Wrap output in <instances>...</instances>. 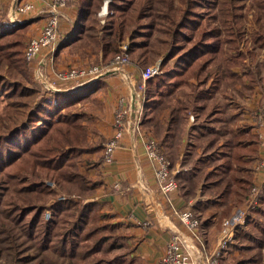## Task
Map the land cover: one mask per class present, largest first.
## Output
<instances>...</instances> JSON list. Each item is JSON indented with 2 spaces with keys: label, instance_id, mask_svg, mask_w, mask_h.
<instances>
[{
  "label": "trees",
  "instance_id": "obj_1",
  "mask_svg": "<svg viewBox=\"0 0 264 264\" xmlns=\"http://www.w3.org/2000/svg\"><path fill=\"white\" fill-rule=\"evenodd\" d=\"M102 1H70L76 5L77 20L73 35L58 49L69 46L73 53L97 52L101 54L100 60L106 62L119 52L120 42L127 39L129 57L139 63L160 57L161 75L148 79L144 85L141 124L152 122L157 104L168 106L170 113L186 114L188 94L182 85L192 77L198 84L211 78V94L222 83L235 89L238 82L241 95L245 89L252 90L256 83L264 87L258 71L243 69L247 54L253 55V48H264V0H250L245 10L237 0H220L219 22L211 12V0H112L107 20L98 34L93 21L87 26L83 19L94 16ZM246 11L255 28L252 37L243 30ZM21 27H12L0 18V111L8 110L6 115L0 114V231L6 232L5 238L14 244L12 260L24 261L53 251L68 256L71 264H120L122 254L108 256L115 244L107 243L104 235H96L105 225H88L92 218L98 217L95 201H85L76 214L72 213L77 216L70 228L61 227L63 220H59L54 230V218L43 216L44 203L55 196L46 178L70 192L73 189L69 186L75 185L79 194L87 197L95 194L97 181L77 169L75 158L103 147L88 138L89 127L83 122L87 118L85 112L75 110L76 104L84 99L83 90L41 95L31 106L22 99L33 94L35 87L29 85L21 51ZM85 44L91 47L75 52ZM224 44L230 53L224 52ZM172 59L170 68L164 69ZM14 107L18 111L12 115ZM19 113L24 116L17 121ZM68 204L73 202L54 200L51 214L56 216L61 206ZM14 226L27 241L33 242L34 255L17 254L16 246L21 243H16ZM52 233L55 240L50 239ZM259 258L246 255L237 264H262Z\"/></svg>",
  "mask_w": 264,
  "mask_h": 264
},
{
  "label": "crops",
  "instance_id": "obj_2",
  "mask_svg": "<svg viewBox=\"0 0 264 264\" xmlns=\"http://www.w3.org/2000/svg\"><path fill=\"white\" fill-rule=\"evenodd\" d=\"M76 10L70 5L64 8L67 20L60 21L61 41L73 35ZM68 20L71 27L66 25ZM32 22L39 30L43 15L37 14ZM68 52L69 46L56 49L54 65L58 70L73 63ZM92 55L101 56L97 52ZM123 71L124 74H109L92 86L75 89L83 90L84 98L99 95L106 101L104 120L95 124L96 131L106 140L113 133L117 99L130 95V88L137 87L140 75L136 64L124 66ZM210 83L211 78L200 84L196 78H189L182 85L188 94L186 114L170 113L168 106L157 104L152 122L141 124L144 130L153 132L169 159L177 182L175 190L164 194L158 189L153 164L146 157L141 141L131 135L120 140L110 163L99 160L88 167L87 174L97 181L91 201L126 232L122 239L128 248L117 253L122 254L120 264H157L174 234L179 235L184 249L198 263L216 246L223 218L243 207L248 185L264 181V143L258 138V132L264 129L257 127L253 119L254 110L264 111V87L256 83L244 96L237 90L238 82L235 89L222 83L211 94ZM59 85L62 89L67 87L64 81ZM177 98L182 99L179 95ZM93 153H84L82 158L92 159ZM184 211H190L192 218L198 220L196 227H188L182 221L180 214ZM246 255L260 256L264 264V188L258 207L246 224L236 230L221 264H237Z\"/></svg>",
  "mask_w": 264,
  "mask_h": 264
},
{
  "label": "built area",
  "instance_id": "obj_3",
  "mask_svg": "<svg viewBox=\"0 0 264 264\" xmlns=\"http://www.w3.org/2000/svg\"><path fill=\"white\" fill-rule=\"evenodd\" d=\"M68 5V0H18L7 11V20L11 24L27 23L38 14L43 15V22L38 32L29 37L23 51L26 62L36 63L34 67V78L40 83L48 93L59 91H69L81 87L92 86L100 78L109 74H124L123 67L130 63L127 52V45L123 44L120 51L106 62L89 63L80 66H70L65 69H57L54 66V53L61 41L59 39V28L61 19H67L64 8ZM37 13V14H35ZM107 7L99 14L100 22L104 21L107 15ZM159 61L150 64L140 71L139 80L141 85L136 84L130 88L129 96H121L113 110L112 128L113 133L102 144L101 163H110L113 159L114 151L119 146L120 140L131 135L141 141L144 153L153 164L154 178L158 189L164 193L177 188V182L171 171V163L162 152L158 141L147 133L141 125L143 114V83L154 75L160 73ZM64 81L66 89L59 85ZM257 127L264 126V111L256 112ZM254 119V115H253ZM259 140L264 143V132H258ZM257 165L255 170L258 169ZM264 181L253 182L247 191V196L243 207L228 217L223 218L221 230L216 246L207 254H204L199 262L191 259L190 254L182 246L179 235H172L168 240L164 252L157 264H221L222 255L227 251L230 242L235 236L238 228L246 224L252 212L258 207L264 188ZM63 200L64 197H59ZM49 211L45 210L44 218H47ZM182 221L188 227H196L198 220L192 218L190 211L180 214Z\"/></svg>",
  "mask_w": 264,
  "mask_h": 264
},
{
  "label": "rangeland",
  "instance_id": "obj_4",
  "mask_svg": "<svg viewBox=\"0 0 264 264\" xmlns=\"http://www.w3.org/2000/svg\"><path fill=\"white\" fill-rule=\"evenodd\" d=\"M18 0H9V2L6 3V0H0V18L1 19H5L7 20V11L9 9V7L13 6ZM71 0H68V5L75 7L76 9V5L75 4H70ZM112 0H108V2H106V6L105 4V0L102 1L101 6L99 7V9L96 11L94 16L86 17L83 19V22L88 26L91 21H93V27H95V30L97 31L98 34L101 33V29L104 26L106 20H107V15L109 14L108 11V5ZM237 2L241 5H244V10L247 9V7H249V3L250 0H237ZM211 9H212V13L214 14L215 18L217 19V21L219 22V18L221 16V10L220 8V0H211ZM105 7H107V15H105L104 21L100 22V19L102 17L99 16V14H102V9H104ZM77 11V10H76ZM247 12V11H246ZM91 19V20H90ZM67 20V19H66ZM213 20V19H212ZM12 27L13 26H22L21 30H23V35H22V43H23V47H22V54L24 51V48L26 46L27 40L29 39L30 36L34 35L36 32V29L38 26H35V24L29 20L27 21V23H20V24H10ZM67 26H70V21L68 20V22H66ZM73 25V23H72ZM243 30L245 31L246 35L248 37H252L253 36V31L255 30V28L252 25V21H251V17L250 14L247 12V16L243 18ZM13 29V28H11ZM38 30V29H37ZM61 33L59 32V39L58 41H60V39L62 37ZM61 43V42H60ZM123 44L127 45V50H128V40L127 39H123L120 44H119V51L121 49V46ZM239 44L241 46H243V41H240ZM86 46H81L77 49V51L75 52H81L82 49H89V47H91L89 44H85ZM225 46L223 47L227 53H230V50L228 48V46L226 44H224ZM252 45V44H250ZM65 47V46H64ZM63 47V48H64ZM253 48V47H252ZM254 53L253 55L247 54V58L245 61V65L243 67V69H254L257 72L258 76H260L263 80H264V48L262 47H258V48H253ZM73 52L70 51V53L68 52L71 64H68L65 67H60L59 69H65L69 66H80V65H85V64H89V63H97L99 62V60L101 58H99L98 56L92 55V53H77V54H72ZM93 54H95V52H93ZM137 54V53H136ZM134 54V55H136ZM24 57V56H23ZM73 57V58H72ZM131 58V61L129 64H136V66L138 67L139 71H141L143 68H145L146 66L153 64L157 61H159L160 63V57H156L153 61L147 62V63H139L138 60H136L135 58ZM60 59V57L58 58ZM25 60V59H24ZM174 59H172L168 65H166V67L164 69L170 68V66L172 65ZM55 62V60H54ZM100 62H104L101 61ZM26 68H27V73L29 76V85H34L35 87V91L33 94H31L30 96H27L26 98H22L23 100H25V102L28 103L29 106H31V104L35 103L38 99H40L41 95H51L50 93H48L46 90H44L43 86L38 83L35 80V76H34V66L36 63H29L26 62ZM58 64V62H57ZM56 68V64L54 65ZM160 73L154 75L153 77H157L159 75H161L162 73V68L160 67ZM9 75V74H8ZM136 84H142L141 80L138 79V81H136ZM262 83H259L258 85H261ZM143 85H145V83H143ZM144 91V89H142V92ZM245 94L244 96L247 94L248 90L245 89ZM232 95V91L230 92ZM229 96V95H228ZM98 96H94L93 98H84V100L80 101V103L76 104V108L75 110L78 111H83L85 112L87 118L83 121L87 126L89 125V133H88V138L92 141H95L98 144H103L105 142V138H103L95 129V124L96 123H101L104 120V117L106 115V101L100 97L98 98ZM244 102V101H243ZM143 103H144V94H143ZM242 105H245L244 103H242ZM15 111L10 113L12 115L17 114V109L16 107H14ZM8 112L5 111L4 113H2L0 111V114H2V116ZM258 112V111H256ZM255 112V110L253 111L254 113V123H257V114ZM24 116V113L22 115V113H19L17 116V121L21 120V118ZM90 119V120H89ZM264 121V120H263ZM257 125V124H256ZM258 126V125H257ZM264 129V126L262 127ZM147 133H149L152 137H154L153 132L150 130L149 132L147 130H145ZM156 139V138H155ZM103 142V143H102ZM83 152L80 155H78L75 159V162L77 164V169L80 172H83L84 174H86L90 179H92L88 174V167L90 166V164H96L97 162H99V160L101 161V155H102V148H101V153L98 152H94V158L90 159V158H82V155L84 153ZM99 155V156H98ZM97 156L99 157L97 160ZM94 180V179H92ZM46 184L52 188L55 192V196L52 198H49L46 200V202L44 203V211H43V216L45 213V210L49 211V215L46 219H52V217L54 218L56 224H54L53 229L55 230L56 226L59 225V220H63V222H60V226H64L67 225V227H71L74 223H75V217L77 215H75L74 217L72 216V213L75 212V214L79 211V209L81 208V206L85 203V201L87 200H91L92 197H87V195L83 194V193H78L76 192L78 190V186L75 185H70L69 189H73V191H67V189H64L63 187L58 186L54 181L50 180V179H45ZM250 184L247 187V190L249 188ZM247 192V191H246ZM247 195V193H246ZM59 197H64L63 200H59ZM54 200L57 201H71L73 202V205H64L61 206L59 213L54 216L53 214H51V204L54 202ZM75 204V205H74ZM96 213H98V217L95 218L93 220V218L91 219V224L89 223L88 225H92L94 227H104L103 225H105V228L100 230V233H97L96 235H104L106 236L108 239L107 243H113L115 244V246L108 252V256L110 255H114L117 253H123L126 251V249L128 248L127 244L124 242V240L122 239V235H124L125 230H123V228H121V226H119L118 224H115L116 222H114V220L112 219V216H110L109 214H107L104 210L100 209V207L96 204ZM45 217V216H44ZM75 225V224H74ZM14 228V229H13ZM12 229V231L15 230V235H17V237L15 238L16 243H21L19 245H17L16 250L18 251V255L21 257L22 255H34L36 249L34 247H32L31 245H33V242L31 241H27V238L25 239V236L22 232H20V230L18 228H16V226H14ZM11 233V231H10ZM6 232L0 231V264H71V259L68 256H60L58 255L56 252L53 251H47V252H43L41 253V257L37 256L35 258H28L27 260L24 261H17L14 262L12 260V254L14 253V250L12 249V245L13 242L10 239L5 238ZM50 239L55 240L56 237H54L53 233L51 234ZM35 246V245H33ZM46 253V255H45Z\"/></svg>",
  "mask_w": 264,
  "mask_h": 264
},
{
  "label": "water",
  "instance_id": "obj_5",
  "mask_svg": "<svg viewBox=\"0 0 264 264\" xmlns=\"http://www.w3.org/2000/svg\"><path fill=\"white\" fill-rule=\"evenodd\" d=\"M106 2H108V0H105V4H104L105 6H106ZM62 42H64V41H62ZM60 44H62V43H59V45H60ZM59 45H58V47H59ZM58 47H57V48H58ZM86 87H88V86H86ZM81 88H85V87H81ZM81 88H77V89H81ZM77 89H76V90H77ZM76 90L73 89L72 92H73V91H76Z\"/></svg>",
  "mask_w": 264,
  "mask_h": 264
},
{
  "label": "bare ground",
  "instance_id": "obj_6",
  "mask_svg": "<svg viewBox=\"0 0 264 264\" xmlns=\"http://www.w3.org/2000/svg\"><path fill=\"white\" fill-rule=\"evenodd\" d=\"M103 8H104V7H103ZM105 8H106V7H105ZM105 8H104V9H105ZM104 9H103V10H104Z\"/></svg>",
  "mask_w": 264,
  "mask_h": 264
}]
</instances>
